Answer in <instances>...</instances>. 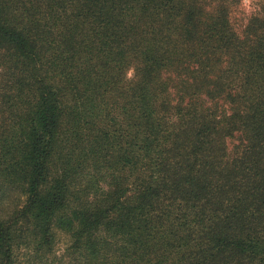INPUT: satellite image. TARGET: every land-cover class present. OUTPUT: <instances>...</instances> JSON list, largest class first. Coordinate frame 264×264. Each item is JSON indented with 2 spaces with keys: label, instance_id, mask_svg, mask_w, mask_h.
Instances as JSON below:
<instances>
[{
  "label": "trees",
  "instance_id": "obj_1",
  "mask_svg": "<svg viewBox=\"0 0 264 264\" xmlns=\"http://www.w3.org/2000/svg\"><path fill=\"white\" fill-rule=\"evenodd\" d=\"M206 8L0 0V264L55 228L78 264H264V14Z\"/></svg>",
  "mask_w": 264,
  "mask_h": 264
},
{
  "label": "rangeland",
  "instance_id": "obj_2",
  "mask_svg": "<svg viewBox=\"0 0 264 264\" xmlns=\"http://www.w3.org/2000/svg\"><path fill=\"white\" fill-rule=\"evenodd\" d=\"M204 5H207L206 10L212 15H217L219 12H224L227 16L230 30L239 36H242L247 25L254 18H262L264 11V0H202ZM218 9L219 12H216ZM131 72V76L129 73ZM134 75V70L128 71L127 77L130 79ZM26 200L23 184L12 186L6 189V192L0 195V219L10 216L16 206L24 205ZM17 204V205H16ZM20 206V207H21ZM55 235L51 246L40 248V253L33 250H23L19 261L21 264H78V255L73 252L71 247L70 236L62 230L55 228ZM34 238V236H32ZM30 249H36L34 243ZM42 256V261L35 259L34 256ZM29 260L31 262H29ZM40 261V262H39Z\"/></svg>",
  "mask_w": 264,
  "mask_h": 264
},
{
  "label": "clouds",
  "instance_id": "obj_3",
  "mask_svg": "<svg viewBox=\"0 0 264 264\" xmlns=\"http://www.w3.org/2000/svg\"><path fill=\"white\" fill-rule=\"evenodd\" d=\"M129 76H131V72L129 73Z\"/></svg>",
  "mask_w": 264,
  "mask_h": 264
}]
</instances>
